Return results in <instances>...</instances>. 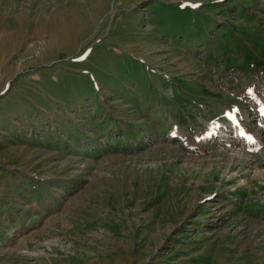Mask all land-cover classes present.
<instances>
[{"label":"rangeland","instance_id":"1","mask_svg":"<svg viewBox=\"0 0 264 264\" xmlns=\"http://www.w3.org/2000/svg\"><path fill=\"white\" fill-rule=\"evenodd\" d=\"M257 107L264 0H0V264H264Z\"/></svg>","mask_w":264,"mask_h":264},{"label":"bare ground","instance_id":"2","mask_svg":"<svg viewBox=\"0 0 264 264\" xmlns=\"http://www.w3.org/2000/svg\"><path fill=\"white\" fill-rule=\"evenodd\" d=\"M259 103V102H258ZM231 118L233 119V121L234 122H238L239 121V119L237 118V116H235V115H231ZM243 124V123H242ZM236 127V126H235ZM220 128H221V126L220 125H218V124H213V125H211V131H213L214 133H216V131L217 130H219L220 131ZM245 132V131H244ZM248 133V132H247ZM249 137V136H248Z\"/></svg>","mask_w":264,"mask_h":264}]
</instances>
